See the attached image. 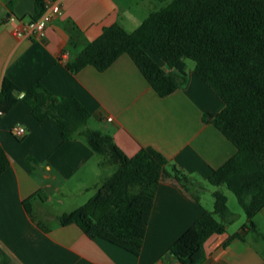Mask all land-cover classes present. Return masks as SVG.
I'll use <instances>...</instances> for the list:
<instances>
[{
  "label": "crops",
  "instance_id": "obj_1",
  "mask_svg": "<svg viewBox=\"0 0 264 264\" xmlns=\"http://www.w3.org/2000/svg\"><path fill=\"white\" fill-rule=\"evenodd\" d=\"M49 2H57L60 13L44 37L31 39L16 37L18 23L7 20L32 19L34 0H0V85L7 77L19 92L40 82L56 94L75 96L91 113L87 127L111 135L125 155L152 147L204 189L211 172L236 148L203 120L205 113L222 110L223 102L194 73L193 61L185 60L186 83L164 97L127 54L104 71L86 66L72 73L66 67L105 27L118 23L126 30L129 22L136 28L163 5L152 0H45ZM18 98L0 117V145L9 160L0 175L2 264H153L164 258L173 264L167 258L169 247L204 211H212L213 201L200 192L196 202L176 184L160 182L138 256L106 240L88 238L76 224L61 225L58 216L84 204L112 173L82 137L62 140L51 121L36 120L30 106ZM15 125L25 128L23 137L12 134ZM27 158L33 159L32 166ZM38 192L45 199L31 200V218L23 202ZM253 221L255 231L243 230L244 224L229 231L230 224L225 233L209 237L203 264H264V206ZM235 233L243 238L229 240Z\"/></svg>",
  "mask_w": 264,
  "mask_h": 264
},
{
  "label": "trees",
  "instance_id": "obj_2",
  "mask_svg": "<svg viewBox=\"0 0 264 264\" xmlns=\"http://www.w3.org/2000/svg\"><path fill=\"white\" fill-rule=\"evenodd\" d=\"M34 4L32 19L42 14L45 0H34ZM122 54L131 58L161 97L186 83L185 60L194 62V73L223 102L222 110L205 113L203 120L236 148L207 182L225 186L235 195L247 217L242 229L255 231L253 218L264 206V0H170L150 11L132 31L118 23L105 27L66 67L72 73L86 66L104 71ZM15 90L20 91L4 77L0 85L3 114L19 100ZM22 99L36 120L56 126L62 140L82 137L100 157V165L116 167L84 204L58 216L61 225L76 224L88 238L106 240L138 256L160 182L176 184L198 202L203 188L160 152L142 147L127 156L111 135L88 128L91 113L75 96H61L36 82ZM26 162L32 166L33 159ZM8 166L0 145V175ZM35 197L45 199L38 192L23 202L31 218L30 202ZM213 197V210L204 211L169 247L167 255L173 264H203L206 240L225 233L235 221L226 195L215 190ZM233 238L243 237L235 233L229 240ZM166 262L170 260L164 258L162 263Z\"/></svg>",
  "mask_w": 264,
  "mask_h": 264
},
{
  "label": "built area",
  "instance_id": "obj_3",
  "mask_svg": "<svg viewBox=\"0 0 264 264\" xmlns=\"http://www.w3.org/2000/svg\"><path fill=\"white\" fill-rule=\"evenodd\" d=\"M60 13V5L57 2H49L45 4V9L42 14L36 19H29L28 21H22L15 16L8 17L7 22L18 23L14 29L13 33L18 38H31L39 39L46 35V30L52 19ZM3 115L0 112V117ZM111 120V118H108ZM12 134L21 138L25 135L26 130L20 125H15L11 129ZM153 264H167L162 262H155Z\"/></svg>",
  "mask_w": 264,
  "mask_h": 264
},
{
  "label": "rangeland",
  "instance_id": "obj_4",
  "mask_svg": "<svg viewBox=\"0 0 264 264\" xmlns=\"http://www.w3.org/2000/svg\"><path fill=\"white\" fill-rule=\"evenodd\" d=\"M152 1H153V4L159 5V6H161V5L166 6L170 2V0H167L164 2H161L159 0H152ZM130 4H132V3H130ZM147 12H148V9H145V12H143L144 14L143 15L139 14L141 17L139 16L137 20H140V22H141V20H143L145 18ZM132 24L133 23H129V22L125 23V28L127 31H132L135 28L134 25H132ZM115 168L116 167L113 165H106V169H107V171L110 172V174L114 172ZM203 187H204V189H202V191H201L202 192L201 196H203L204 199H206V200H212L213 203H214V197L212 195V192H214L215 190H220L226 195L227 206H228L230 212L235 215V221L230 226H228L229 231H233L237 228H240L243 224L247 223V217H246L242 207L239 205L235 195L231 191H229L225 186L215 187V186L210 185L208 182H204ZM205 188H206V190H205ZM78 202H84V201H77V203ZM65 208H70V207H65ZM212 210H213V208H212Z\"/></svg>",
  "mask_w": 264,
  "mask_h": 264
},
{
  "label": "water",
  "instance_id": "obj_5",
  "mask_svg": "<svg viewBox=\"0 0 264 264\" xmlns=\"http://www.w3.org/2000/svg\"><path fill=\"white\" fill-rule=\"evenodd\" d=\"M14 94L18 97H23L24 96V92H19L18 90H15L14 91ZM171 256H167V258H170Z\"/></svg>",
  "mask_w": 264,
  "mask_h": 264
}]
</instances>
